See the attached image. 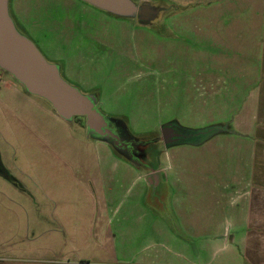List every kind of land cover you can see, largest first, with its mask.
Listing matches in <instances>:
<instances>
[{"label": "rangeland", "instance_id": "obj_1", "mask_svg": "<svg viewBox=\"0 0 264 264\" xmlns=\"http://www.w3.org/2000/svg\"><path fill=\"white\" fill-rule=\"evenodd\" d=\"M132 1L160 9L158 21L155 16L153 22L141 24L137 15L116 17L82 0H9L17 31L47 62L61 68L55 61H64L69 82L62 78L74 87L82 85L85 96L97 98L102 115L124 120L138 145L133 165L125 152L100 140L99 145L83 118L58 125L45 115L44 110L53 108L42 98L25 94L20 85L19 96L2 90L1 100L18 102L21 111L34 115L16 121L0 113V153L12 155L7 138L29 137L35 127L46 138L58 135L57 146L79 168L74 180L64 169L46 172L47 165L61 161L47 156L31 136L13 140L16 148L37 153L31 157L38 172L31 180L14 172L33 193L29 200L0 184L15 201L0 205V264H264V226H245L234 192L230 188L226 194L213 182L232 186L246 175L237 170L249 163L246 143L219 134L202 150L190 152L187 142L165 146L161 139L168 125L189 131L217 126L225 132L244 130L238 115L251 112L250 107L242 110V99L251 92L236 98L238 76L228 74L226 67L234 64L239 41L252 29L247 24H258L261 7L253 12L250 0ZM239 2L250 6L238 9ZM238 19L246 27L223 24ZM247 51L239 50L241 60L249 59ZM251 65H245L246 72ZM6 83L18 85L0 69V88ZM260 131L264 164V127ZM167 146L175 148L162 157ZM160 161L229 170L207 172L208 181L202 188L193 187L176 218L165 185L143 186L146 196L140 200L135 195L142 184H134L136 176L124 167L131 164L145 175L157 171Z\"/></svg>", "mask_w": 264, "mask_h": 264}, {"label": "crops", "instance_id": "obj_2", "mask_svg": "<svg viewBox=\"0 0 264 264\" xmlns=\"http://www.w3.org/2000/svg\"><path fill=\"white\" fill-rule=\"evenodd\" d=\"M229 1L230 0H224L221 3H227ZM250 1L252 2V9L254 10L253 12H256L259 6L261 7L260 15H258V24L254 22L252 26H249L247 24V27H252V29L248 32V37H245V35H243L241 40L239 39V43H241L240 45L242 46L240 47V49L237 48V53L235 57L236 61H233L234 64H229L228 67H226L228 74L235 73L236 76H238L236 89V91H238V95L236 96V98H239L240 92L241 94H243V96L245 95V93H248L249 90L251 92L246 98L243 97L242 99L244 102L242 110L244 111L245 109L250 107L251 112H240V115H238L240 122L243 124L242 127L244 130L241 131V128V130H236L235 132H225V128L223 129L217 126L216 128H219V130L209 134L202 140L196 142H187L184 144L188 145L186 149H188L190 152H198L205 148L208 144H210L213 138H215L219 134H228L230 136H235L246 143L243 146L246 147V149L244 150H247L248 154L250 153L249 163L245 164L246 166L244 167L237 168L238 171L239 169H241V171L244 172L246 175L237 179L235 185L232 186H230L229 184H225L224 186H222L221 184H218V181L213 182L216 188L220 187L226 194L227 191H229V189L231 188V190L235 194V202L237 203V207L242 210L241 213L244 225H251L254 228L260 229L262 226H264V164L261 162L262 149L260 144V139L262 135V131H260V129L264 127V0ZM209 3L210 2H208V4ZM213 4L214 3H212L211 6H214ZM241 6H243V8H246V6H250V4L249 2H239L236 4V7L238 9ZM188 7L191 8L192 6ZM223 24L246 27L244 26L246 25V23L242 22L239 19L238 21H227ZM230 40L231 39H227L225 41L227 45L226 49L229 51L233 49L230 46L228 47ZM244 45H249V47L246 48ZM246 49H248L247 52L249 55V59L241 60V54H239V50L241 52H245ZM248 63L249 65L250 63L252 65L250 66L248 72H246L247 70L245 65ZM17 84L18 85H16L15 83H6L3 87L0 88V94L3 93L2 90H11V92H15L16 94H18V96L22 95V93H20V89H18V86L20 84ZM23 91L25 92V94L27 93L25 90ZM28 104L36 105L37 103L36 101H29ZM20 109V103L14 101H3L0 99V113L3 117H11L14 118L16 121L27 117H33L34 114H32L31 112H23ZM44 112L45 115L52 119L56 124L60 125L62 124V122H64L62 121L63 119L58 116V114L53 109L44 110ZM243 115L244 120H242ZM237 121L238 120H236V122ZM23 126L25 128H29V126L25 123H23ZM209 129L210 128L202 131H189L186 129L184 130L189 132H204ZM32 131H34V133H32ZM29 133V137L31 136L32 140H38L47 156L53 157L56 160L61 161V165L58 166L54 164L47 165L45 167L46 172L58 173L63 172L64 169V172H68L71 174V178L73 180L76 179L75 172L79 168V166L71 164L66 158L65 153L62 152V147L59 148V146H57L56 142H61L60 139H58V135H53L46 138L44 134L42 133L41 135L39 131L35 129V127L31 128ZM27 135L28 134H19L7 138V140L10 141L7 143V146L10 152H12V155L0 153V168L9 175L12 181L0 174V184H2V186L7 188L8 190L14 192L16 195L18 194L19 197L25 199L27 198L29 200L34 197L33 193L28 187L21 183V179L24 178L21 176L19 178L14 174V172L16 174L22 172L23 175L29 179L32 173L35 176V174L38 172V169L35 165L34 156L33 159L31 156L37 155V153L34 154V151L30 150L29 148L18 149V147L16 148L13 142V140H30ZM59 135L61 136V134ZM67 137L70 138L71 136H68L67 134ZM96 141L99 145L103 144L98 140ZM171 147L174 146L165 147L162 153V157L163 155H166L165 157H167L169 155L168 153H171ZM63 150H68L67 143L64 144ZM124 167L128 171H130V173H133L136 176L134 184H142V186L140 187V191H137L135 195L140 200L145 199L146 196L145 193L147 190H145L143 186L148 189L150 188V186L158 187L161 185H165L170 191V201L173 203L172 212L175 213L176 218L181 216L180 208L182 207L183 199H186V197L193 195L192 189L195 185L202 188V185H204L205 182L208 181V173L213 174L219 173L222 170H229L227 166L221 168V166L219 167L215 165L201 163L176 165L175 163H168V161H166V163L164 161H160L157 171L142 175L138 171L137 167L131 164H126L124 165ZM183 178H185V180H183ZM32 183L35 185V180H33ZM31 186L35 188V186H33L32 184ZM14 202L15 201L11 199L10 195L6 194L5 190L0 189V205L3 203L15 204ZM65 235L67 236L66 232H64V236ZM65 241H67V237H65Z\"/></svg>", "mask_w": 264, "mask_h": 264}, {"label": "water", "instance_id": "obj_3", "mask_svg": "<svg viewBox=\"0 0 264 264\" xmlns=\"http://www.w3.org/2000/svg\"><path fill=\"white\" fill-rule=\"evenodd\" d=\"M82 1L116 17L137 15L141 24L153 22L155 16L158 21L160 14V9L154 10L148 4L138 7L132 0ZM0 69L10 74L28 94L48 102L63 120L84 118L88 132L109 138L118 148H127L114 131L108 129L105 117L93 101L65 81L57 66L47 62L36 46L17 31L9 16V0H0ZM161 133L165 145H173L178 141L175 139L185 138L174 134L170 125L164 126Z\"/></svg>", "mask_w": 264, "mask_h": 264}, {"label": "trees", "instance_id": "obj_4", "mask_svg": "<svg viewBox=\"0 0 264 264\" xmlns=\"http://www.w3.org/2000/svg\"><path fill=\"white\" fill-rule=\"evenodd\" d=\"M93 103L95 104L94 101H93ZM111 121L113 122V125L117 128V130L126 136V139L135 140L134 136L131 134V132L128 129V126H127V124L125 123L124 120H122L120 118H111ZM83 124L85 126V121H84ZM217 130H219V128L215 127V128L209 129V130L204 131V132H189V131H186L185 133L189 136L187 142H196V141L202 140L203 138H205L206 136H208L209 134H211V133H213V132H215ZM89 134L94 139H97V140H100V141H103V142H106V143L110 144V146H112V148L115 151H123V153L125 152L126 160H128V162L132 163L133 165H137L136 159L132 158L131 154L126 149H122V148L116 147L113 144V141L110 140L109 138L99 137L96 134H94L93 132H89ZM0 174L3 175L4 177H6L7 179H9L10 181H12V179L9 177V175L6 172H4L1 168H0Z\"/></svg>", "mask_w": 264, "mask_h": 264}, {"label": "flooded vegetation", "instance_id": "obj_5", "mask_svg": "<svg viewBox=\"0 0 264 264\" xmlns=\"http://www.w3.org/2000/svg\"><path fill=\"white\" fill-rule=\"evenodd\" d=\"M60 62V65H61V68H59L57 65V68L60 72V74L63 75V77L69 82V78L66 77V71H65V65L66 63L63 61H55L56 64H59ZM74 85V84H73ZM75 86L80 90V91H83V86L82 85H78V84H75ZM96 89H93L90 90V91H95ZM89 99H91L92 101L95 102V105H96V108H98V105H99V101L98 99H93L91 98L89 95H86ZM99 96V95H98ZM97 96V97H98ZM105 117V115H103ZM106 121H107V127L108 129H111L114 131L115 135L118 137V139L120 140L121 144H125L127 145V148H125L132 156V154L136 151V147L138 145V142L136 141H133V140H129V139H126V136L124 134H122L121 132H119L117 130V128L113 125V122L111 121V119L109 117H105ZM170 127L174 130V134H180L182 135L183 137L185 138H179V139H175V140H178L177 143H174V144H178V143H182V142H187L189 136L185 133L186 131L184 129H181L179 127H177L176 125H170ZM161 139L163 140V136H162V133H161ZM164 143V142H163ZM132 158H134L132 156ZM135 159V158H134Z\"/></svg>", "mask_w": 264, "mask_h": 264}]
</instances>
